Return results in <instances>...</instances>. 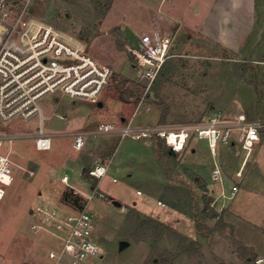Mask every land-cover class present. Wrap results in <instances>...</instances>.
Returning a JSON list of instances; mask_svg holds the SVG:
<instances>
[{
  "label": "rangeland",
  "instance_id": "rangeland-1",
  "mask_svg": "<svg viewBox=\"0 0 264 264\" xmlns=\"http://www.w3.org/2000/svg\"><path fill=\"white\" fill-rule=\"evenodd\" d=\"M211 1H30L27 17L33 31L49 25L76 39L100 63L109 65L113 74L100 97L101 107L98 102L69 97L44 102L45 131L61 132L52 135L51 149L36 147L38 116L0 125V130L20 135L12 147L5 143L3 149H11L16 162L35 170V175L29 176L14 167L15 180L0 200V262L51 264L48 252L59 250L62 241L44 228L45 220L37 208L51 210L53 207L47 203H52L64 213L87 208L95 215V237L103 255L80 264H193L203 246L212 248L214 234L227 241L233 251L250 254L256 264H264V142L254 147L244 163L246 152L238 141L221 145L214 156L208 141L194 134L195 150L189 142L183 151L171 154L158 135L122 137L120 132L129 124L135 130L180 128L218 115L229 122L234 120L238 101L257 96L255 87L263 98L264 70L260 65L223 48L194 28L203 22ZM22 7V1L17 0L8 17L0 18V48L9 23L16 20ZM154 30L163 31L173 42L171 57L149 86L137 78L129 48ZM258 111L259 116L264 115L262 106ZM104 122L117 127L109 140L113 150L108 174L92 180L88 170L94 160L85 172L87 180L96 183L93 192L86 196L75 191L66 201L64 195L72 189L64 186L61 177L67 173L76 181L82 180L75 169L76 158L87 156L89 146L76 151L70 132ZM261 139L264 141V136ZM133 150L143 152V156L128 157ZM216 160L223 168L225 187L233 181L240 185L233 199L223 200L219 191L222 184L212 180ZM126 162L134 166L127 168ZM240 167L242 176L235 178ZM76 196L81 198L75 203ZM175 197L188 203L185 209L192 218L181 230L157 217L167 209L158 206L157 200L174 205ZM114 199H120L122 206L113 204ZM34 223L40 225L37 230L31 227ZM122 240L129 242L123 248Z\"/></svg>",
  "mask_w": 264,
  "mask_h": 264
},
{
  "label": "built area",
  "instance_id": "built-area-1",
  "mask_svg": "<svg viewBox=\"0 0 264 264\" xmlns=\"http://www.w3.org/2000/svg\"><path fill=\"white\" fill-rule=\"evenodd\" d=\"M21 1L23 7L16 20L9 23L7 38L0 48V125H8L15 119L29 120L38 116L36 146L48 149L51 147L52 134L45 131L44 102L58 101L62 97L99 102L113 70L109 65L100 63L85 45L76 39L66 38L49 25L47 32L38 37V31L31 29L30 18L27 17L31 0ZM16 2L17 0H0V18L5 20L12 11L11 5ZM172 42L169 35L161 30H154L143 34L138 44L129 48L141 83L144 81L150 86L155 82L171 57ZM263 128L264 120L249 121L244 112L239 111L234 122L221 120L218 115L207 122L180 128L161 126L135 130L129 124L121 128L120 132L122 137L132 134L137 138L158 135L176 153L183 151L189 139L197 134L198 138L208 141L214 156L220 145L232 143L237 132L238 141L246 152L245 163L256 143L261 141ZM98 129L111 132L117 130V127L112 123H102ZM18 136L20 135L0 130V200L5 198L7 187L15 180L14 167L22 169L29 176L35 175L34 168L14 160L11 149H3L5 143L12 147ZM85 145V132H76L73 148L81 151ZM108 170L109 164L100 162L88 172L91 177L101 179L108 174ZM242 173L243 167H240L235 178H240ZM212 180L222 184L219 191L223 200L236 197L239 183L233 181L229 188L225 187L223 168L217 160L212 170ZM158 204L167 205L162 200H158ZM37 212L45 220L44 228L62 241L59 250L50 249L48 252L51 264H80L102 257L103 248L95 237V215L89 209L83 208L62 216L54 209L39 206ZM31 227L37 230L40 225L34 223Z\"/></svg>",
  "mask_w": 264,
  "mask_h": 264
},
{
  "label": "crops",
  "instance_id": "crops-1",
  "mask_svg": "<svg viewBox=\"0 0 264 264\" xmlns=\"http://www.w3.org/2000/svg\"><path fill=\"white\" fill-rule=\"evenodd\" d=\"M196 10L199 11V8H196ZM194 28L198 30L206 38L212 39L216 43L220 44L223 48H226L237 55L246 56L247 58L246 57L245 58L249 62L260 65L259 67L264 70V0H212L211 3L209 4V7L207 8L203 22L200 23L199 26L197 25ZM257 88L258 87H255V93L257 95L256 97L254 98H250V96L245 97L243 102L240 101L237 102L236 104L237 111L233 118L234 120L239 111L244 112V114L247 117V120L249 121L264 120V115L259 116V111H258L259 105L264 108V93L262 98L261 95L259 94V91H257ZM48 101L50 100H47L46 102ZM99 103L100 102H98V105L101 107L102 104L100 105ZM234 120H231L229 122H234ZM90 125L89 128H82L80 130H75L70 132L73 138L76 132L79 131L85 132L86 145L84 146L83 149H85L89 144V146L86 148L87 156L84 157L81 155V157L76 158L78 163L75 169L79 170V175H81L82 180L76 181L77 179L74 180L73 177H71L67 173H64L61 177L64 186L70 187L72 191L80 192L86 196H90L91 192H93L95 188L94 185L95 183L93 184L92 182L87 180L88 178L84 177L85 172L88 169V165L91 164V162H93L94 160H95L94 165H96L97 163H100V159L107 158L109 160L106 159L105 161L110 166L111 163L110 156L113 150L112 148L113 144L109 142V140L112 137V135L115 134L114 131L111 132L99 131L98 129L99 126L97 127L94 124H90ZM261 132L263 138L264 128L261 129ZM57 133L60 134L61 132H53L51 134L55 136ZM53 136L51 139V147L48 149H51L53 147V138H54ZM236 141H238L237 132H235V136L232 140V144H234ZM189 142L193 145V150H195L197 146L194 144L195 142L193 136L189 139L188 143ZM261 142L264 141H262L261 139V141L256 143V145L257 146L261 145ZM223 146L226 147L227 145H223ZM48 149H42V150H48ZM83 149L81 151H83ZM169 152L171 154H177L176 152L171 151L170 148H169ZM127 156L139 157V156H143V152L141 153L136 150H133ZM73 159L75 160V158ZM131 166L134 165L126 162L127 168ZM129 175L132 174L129 173ZM91 178L94 181L96 180V178L94 177ZM100 180L98 181L99 183L101 182ZM113 180L115 181L116 179ZM140 192H141L140 190H137L138 194H140ZM61 196L62 193L60 194L59 200L61 199ZM92 199L93 196H91L90 200ZM52 201H54V199H52ZM173 201H174V205L168 204L166 206H162L158 204V200H157L158 206L167 208L159 212L157 217H159L164 222L170 223L171 227L181 230L187 227L188 222L192 221L191 220L192 218H190L189 216L190 213L187 211V209H185L188 203L184 201L181 197L180 198L175 197ZM47 204L53 207V209H55L59 214L62 213L66 215L77 212L76 210H74L72 212L66 211V213H64L63 210L57 204H52V203H47ZM135 204H137V201H135ZM134 206L136 209H139L137 208V205ZM211 241H212V248H209L208 246H203L200 249L198 258L194 261L193 264H256L253 261L245 260L239 255V253L233 251L230 248L229 243L223 240L220 235L214 234L213 237L211 238Z\"/></svg>",
  "mask_w": 264,
  "mask_h": 264
},
{
  "label": "trees",
  "instance_id": "trees-1",
  "mask_svg": "<svg viewBox=\"0 0 264 264\" xmlns=\"http://www.w3.org/2000/svg\"><path fill=\"white\" fill-rule=\"evenodd\" d=\"M87 172V171H86ZM87 175V174H86ZM85 175V177L87 178V176ZM88 176H89V172H88ZM95 186H96V183L94 184ZM74 193V191H72L70 194H67V195H64V199L66 200V201H70V196H72V194ZM77 197V199L74 201L75 203L77 202V200L79 199V198H81V196L79 197V196H76ZM242 258H244L245 260H250V261H253V262H255L254 261V258H253V256H251L250 254L249 255H247V256H244L243 254H239ZM250 258V259H249Z\"/></svg>",
  "mask_w": 264,
  "mask_h": 264
},
{
  "label": "water",
  "instance_id": "water-1",
  "mask_svg": "<svg viewBox=\"0 0 264 264\" xmlns=\"http://www.w3.org/2000/svg\"><path fill=\"white\" fill-rule=\"evenodd\" d=\"M99 104L101 105L102 103L100 102ZM112 202H113V204H115L116 206H119V207L122 206V202H120L119 200L114 199ZM128 243H129L128 241L122 240V241L120 242V247L123 248L124 246L128 245Z\"/></svg>",
  "mask_w": 264,
  "mask_h": 264
},
{
  "label": "bare ground",
  "instance_id": "bare-ground-1",
  "mask_svg": "<svg viewBox=\"0 0 264 264\" xmlns=\"http://www.w3.org/2000/svg\"><path fill=\"white\" fill-rule=\"evenodd\" d=\"M40 24V23H39ZM47 28L48 27H45L44 25H42V26H39V28H38V37H41V36H43L46 32H47ZM65 37H66V35H64ZM66 38H68V37H66ZM69 39V38H68Z\"/></svg>",
  "mask_w": 264,
  "mask_h": 264
},
{
  "label": "clouds",
  "instance_id": "clouds-1",
  "mask_svg": "<svg viewBox=\"0 0 264 264\" xmlns=\"http://www.w3.org/2000/svg\"><path fill=\"white\" fill-rule=\"evenodd\" d=\"M0 195H2V193H0Z\"/></svg>",
  "mask_w": 264,
  "mask_h": 264
}]
</instances>
